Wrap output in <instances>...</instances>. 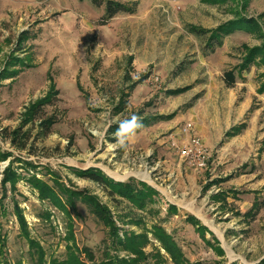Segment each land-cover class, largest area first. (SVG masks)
<instances>
[{
  "label": "rangeland",
  "instance_id": "374dc122",
  "mask_svg": "<svg viewBox=\"0 0 264 264\" xmlns=\"http://www.w3.org/2000/svg\"><path fill=\"white\" fill-rule=\"evenodd\" d=\"M111 1L134 13L107 20L105 5L96 7L91 0H0V155L7 156L0 161V264L38 260L22 233L19 210L46 264H68L73 246L84 264H100L107 254H116L108 231L86 204L77 203L79 217L71 213L70 221L40 200L28 181L34 175L52 187L58 181L96 197L116 218L142 220L141 227L118 226L147 232V264H174L163 250L156 257L155 225L174 238L190 263L261 264L264 67L241 72L240 66L243 46L259 47L262 41L238 31L210 52L209 34L200 39L188 28L211 32L241 15L256 19L264 33V0ZM228 73L235 77L233 86L225 80ZM53 85L58 101L45 109L56 119L51 134H42L37 123L28 125L27 151L17 150L1 133L21 127L26 109ZM178 89L185 91L171 94ZM133 115L142 127L122 146L112 130ZM236 129L241 132L230 136ZM193 135L203 154L182 157ZM11 164L21 176L15 190L2 185ZM88 169H99L115 182L144 183L159 193L158 202L146 212L126 201L114 208L97 184L75 173ZM170 206L177 208L176 216L168 213ZM255 207V216H246ZM188 216L207 229L210 245ZM210 234L225 256L218 255Z\"/></svg>",
  "mask_w": 264,
  "mask_h": 264
},
{
  "label": "trees",
  "instance_id": "16d2710c",
  "mask_svg": "<svg viewBox=\"0 0 264 264\" xmlns=\"http://www.w3.org/2000/svg\"><path fill=\"white\" fill-rule=\"evenodd\" d=\"M96 7L105 5L106 19L111 20L118 14L127 13L133 14L134 9L127 6L119 4L117 2L106 0L102 2L101 0H91ZM189 33L197 38H204L207 34L209 37L206 38V49L210 52H214L216 48L222 47L223 39L226 36L232 35L235 32H246L250 34H257L258 38L262 41L259 47L249 48L248 46H243L245 56L243 62L240 66L241 72L251 69L254 66L264 67V33L262 32L260 23L254 18H246L239 15L238 19L227 22L221 25L214 31H205L199 27L191 26L188 28ZM23 36H26L24 34ZM26 38V37H25ZM24 38V39H25ZM23 40V39H22ZM16 73V72H14ZM13 75V74H12ZM225 80L229 86H233L235 83V77L233 73H228L225 76ZM264 79V73L262 74ZM54 85L50 88L48 94L37 101L36 103L30 105L24 114L22 126L14 131L3 130L1 137L4 140H9L11 145L19 151H27L28 141L30 140L29 132H24V129L28 125L38 124L42 131V134L49 136L51 134L52 127L56 124V119L48 118L45 112L47 107H53L58 101V91L55 90ZM186 89V88H185ZM185 89H178L171 92L173 95L181 94ZM264 91V81L260 92ZM145 123V122H144ZM119 127H116L113 132L117 133ZM241 132L240 129L233 130L229 135L236 136ZM7 159V156L0 155V161ZM33 169H36L32 164H28ZM77 177L83 180L90 181L97 184L106 196L109 198L113 207L116 208L121 201L128 202L132 209L137 211L146 212L148 208L158 202L159 193L153 188L149 187L144 183H137L131 180L126 183L115 182L114 180L108 178L99 169H88L83 171H75ZM21 179L15 169H13L12 164L4 172V178L2 185L5 186L10 184L11 190L16 189L18 181ZM29 183L31 187L38 192L41 201L48 200L55 208L62 213L71 221V213L79 217L77 210V203H84L87 205L91 214L101 223L105 229L108 231V235L112 240L114 249L116 251L115 256L107 254V258L104 259L100 264H147L149 260V255L146 254L145 249L150 245L151 240L148 238L147 232L142 234H137L132 230H124L118 226H142V220L131 219L129 216H118L117 218L113 215L112 211L94 196L83 195L81 192L72 190L65 185L56 181L54 186L48 185V182L38 179L36 175L30 178ZM257 207V206H256ZM253 208L252 212H249L246 216L254 217V211L258 210ZM256 209V210H255ZM168 213L170 215H177L178 210L174 206H170ZM17 217L21 226L22 233L25 235L30 248L33 250L34 254L36 252L37 262L36 264H46L45 254L40 245L30 238L27 222L19 210L17 212ZM187 221H189L192 226H194L198 232L201 234V238L210 245L209 241L205 240L204 233L207 229L201 225V223L193 216H188ZM72 228V227H70ZM142 231L145 228H141ZM123 233V238L120 234ZM151 233L154 237L155 242L159 245L157 249V258H161V251L163 250L171 259L174 264H203L200 262L190 263L185 258L182 249L175 242L174 238L169 235L164 228L159 225L152 227ZM212 235L215 243L217 244L216 251L218 255L225 256L224 251L219 245L217 239ZM71 241L74 239L73 234L70 232ZM75 245V243H73ZM3 248L4 243L0 242V263L4 260L3 258ZM74 248V250L72 249ZM78 255H77V254ZM89 261H94V256L90 253L88 249L82 250ZM33 254V256H34ZM81 252L75 246L69 248V261L68 264H84L81 261ZM124 254V255H123ZM1 258H3L1 260ZM5 264H8L4 261ZM219 264V263H215ZM261 264H264L262 260Z\"/></svg>",
  "mask_w": 264,
  "mask_h": 264
},
{
  "label": "clouds",
  "instance_id": "9594fccd",
  "mask_svg": "<svg viewBox=\"0 0 264 264\" xmlns=\"http://www.w3.org/2000/svg\"><path fill=\"white\" fill-rule=\"evenodd\" d=\"M142 124L139 119L133 115L130 119L120 122V127L117 132L119 143L123 146L135 136L136 130L141 128Z\"/></svg>",
  "mask_w": 264,
  "mask_h": 264
},
{
  "label": "built area",
  "instance_id": "2783aa9c",
  "mask_svg": "<svg viewBox=\"0 0 264 264\" xmlns=\"http://www.w3.org/2000/svg\"><path fill=\"white\" fill-rule=\"evenodd\" d=\"M192 127L190 126L189 129H187L185 132H191ZM182 157L185 158H199L203 154L201 142L199 138L196 135H193L191 137V140L189 142V145L180 152Z\"/></svg>",
  "mask_w": 264,
  "mask_h": 264
},
{
  "label": "bare ground",
  "instance_id": "6f19581e",
  "mask_svg": "<svg viewBox=\"0 0 264 264\" xmlns=\"http://www.w3.org/2000/svg\"><path fill=\"white\" fill-rule=\"evenodd\" d=\"M147 179V178H146ZM116 180H120V179H116Z\"/></svg>",
  "mask_w": 264,
  "mask_h": 264
}]
</instances>
